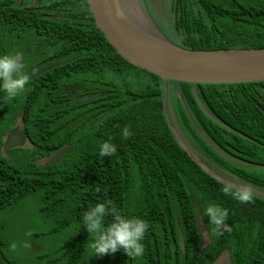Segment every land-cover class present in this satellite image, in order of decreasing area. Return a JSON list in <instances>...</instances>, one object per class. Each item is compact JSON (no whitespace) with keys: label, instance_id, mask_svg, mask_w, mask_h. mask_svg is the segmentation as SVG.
Masks as SVG:
<instances>
[{"label":"trees","instance_id":"1","mask_svg":"<svg viewBox=\"0 0 264 264\" xmlns=\"http://www.w3.org/2000/svg\"><path fill=\"white\" fill-rule=\"evenodd\" d=\"M11 2L0 0V44L20 30L26 17L19 7H10ZM172 2L174 33L173 39L168 37L182 47H264V0ZM26 22L24 30L33 32V25ZM63 29L68 36L61 40H74L69 51L75 58L42 74L40 86L31 78L24 93L28 123L42 150L71 146L46 166L34 163L31 155L28 162L0 166V211L27 197L36 198L41 218L50 220L48 234L63 233L59 244L40 256L45 260L39 264H210L224 249L230 251L232 264H264V198L253 195L252 201L240 203L224 191L236 189L185 165L186 156L165 121L161 77L120 55L93 18L88 30ZM258 82L264 81L200 85L206 98L244 99L252 95L250 84ZM70 83L91 87L100 101L70 103L64 97L73 87ZM236 105V114L256 113L252 107L242 110L241 102ZM109 139L117 151L100 157L99 146ZM238 173L264 186V172ZM108 200L124 215L148 222L143 257L133 260L121 251L89 257L91 237L80 218ZM209 202L229 210L226 222L232 231L217 235L202 217L210 243L199 252L197 217ZM4 230L0 221V263L14 264Z\"/></svg>","mask_w":264,"mask_h":264},{"label":"flooded vegetation","instance_id":"2","mask_svg":"<svg viewBox=\"0 0 264 264\" xmlns=\"http://www.w3.org/2000/svg\"><path fill=\"white\" fill-rule=\"evenodd\" d=\"M149 2L152 3L151 0ZM172 3L171 0L170 8ZM9 6L19 7L33 25V32L24 30L28 25L24 18L20 30L2 40L0 55L18 56L19 63L23 65L22 74L27 76L28 81L36 79L40 86L39 81L44 79H40V76L52 69L33 74L32 71L75 58L70 57L69 51L74 40L68 43L65 39L61 40L68 36L63 28L83 27L88 30L91 27L93 15L88 0H13ZM193 7L196 11L195 4ZM159 83L165 121L186 156L185 165L215 171L239 186H253L263 192L264 186L250 182L238 171H264V82L250 84L252 95L244 99L206 98L201 83L184 84L163 78ZM1 91L0 166L10 167L19 165L20 161L28 162L30 155L34 163L46 166L42 163L48 161V164L62 156L71 143L45 153L31 132L26 94L23 92L9 99ZM64 97L70 103L83 104L92 99L100 101L97 91L78 85L71 87ZM237 102H241L242 110L247 111V107H252L256 113L236 114ZM21 127L24 131L18 132L15 138L11 137V132Z\"/></svg>","mask_w":264,"mask_h":264},{"label":"water","instance_id":"3","mask_svg":"<svg viewBox=\"0 0 264 264\" xmlns=\"http://www.w3.org/2000/svg\"><path fill=\"white\" fill-rule=\"evenodd\" d=\"M88 3L96 26L118 53L164 80L209 84L264 81V47L190 49L178 45L157 27L143 0H88ZM64 62L40 68L32 74ZM205 113L209 114L206 110ZM21 131L24 128H15L11 137L15 138ZM204 171L236 190L248 189L253 195L264 198V191L256 187L239 186L215 171ZM197 224L201 252L210 243V237L200 215ZM177 225L184 252L179 222ZM210 264H232L230 251L224 249Z\"/></svg>","mask_w":264,"mask_h":264},{"label":"clouds","instance_id":"4","mask_svg":"<svg viewBox=\"0 0 264 264\" xmlns=\"http://www.w3.org/2000/svg\"><path fill=\"white\" fill-rule=\"evenodd\" d=\"M22 68L23 65L15 56L0 55V90H3L9 99L22 94L29 83L27 76L22 74ZM123 135L125 137L130 135L127 127L123 129ZM116 151L117 146L109 139L100 144L98 155L100 157L112 156ZM96 191L100 192L101 189L98 187ZM224 191L240 203L253 200V193L248 189L233 192L230 188H225ZM200 217L207 218L217 235L232 231V226L226 222L229 219V210L219 204L207 203L202 207ZM80 223L88 233V237H91L92 255L89 257H102L118 251L133 260L143 257L145 252L143 241L149 229L148 222L139 216L124 215L111 200L96 203L83 214ZM27 235L31 236L32 233L29 232ZM24 246L29 245L25 242ZM17 247L16 242L9 245L12 251H15Z\"/></svg>","mask_w":264,"mask_h":264},{"label":"rangeland","instance_id":"5","mask_svg":"<svg viewBox=\"0 0 264 264\" xmlns=\"http://www.w3.org/2000/svg\"><path fill=\"white\" fill-rule=\"evenodd\" d=\"M149 1L143 0L147 9L149 8L152 11L153 21L166 36L170 35L172 38L174 14L170 8L171 0H151L152 3ZM167 31H169V34H167ZM68 85L74 86L72 83ZM47 162L45 161L42 164L47 165ZM0 221L5 228L7 249L14 259V264H39L42 260H45V258L41 260L40 256L48 255L63 237V233L48 234L51 223L49 219L44 220L41 218L36 198L27 197L17 205H10L2 209L0 211ZM29 232L32 233L31 236L27 235ZM12 242H16L18 245L15 251L9 248ZM25 242L29 245L28 247L24 246Z\"/></svg>","mask_w":264,"mask_h":264}]
</instances>
